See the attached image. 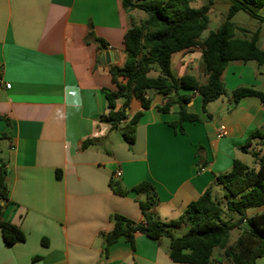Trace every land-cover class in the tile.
<instances>
[{
    "label": "crops",
    "instance_id": "crops-1",
    "mask_svg": "<svg viewBox=\"0 0 264 264\" xmlns=\"http://www.w3.org/2000/svg\"><path fill=\"white\" fill-rule=\"evenodd\" d=\"M133 12L122 0H0V158L9 189L8 202L0 201V221L26 237L8 245L0 227V264H179L169 257V238L159 243L141 233L133 244L121 237L105 257L111 216L144 221L138 200L145 196L117 195L111 181L125 190L152 183L159 203L150 213L168 223L208 188L218 197L224 189L217 177L229 173L234 160L256 166L251 153L264 146V138L243 148L253 133L264 134V104L256 97L235 103L232 92L241 87L264 92V65L230 62L222 75L227 95L205 110L201 95L189 93L188 112L201 121L185 122L183 133L171 126L179 120L180 105L161 112L158 107L169 97L158 92L146 95L147 110L140 101L131 102L129 119L143 112L132 147L103 119L109 112L105 91L115 89L110 68L125 62L124 37ZM257 21L263 49L264 23ZM204 33L200 41L209 34ZM252 33L237 29L235 35L249 39ZM172 71L205 84L202 48L175 53ZM66 85L78 88L79 96L66 95ZM122 104L118 100V108ZM87 140L94 144L83 149ZM262 212L264 206L249 215ZM221 250L220 258L213 255L214 264H230Z\"/></svg>",
    "mask_w": 264,
    "mask_h": 264
},
{
    "label": "trees",
    "instance_id": "trees-1",
    "mask_svg": "<svg viewBox=\"0 0 264 264\" xmlns=\"http://www.w3.org/2000/svg\"><path fill=\"white\" fill-rule=\"evenodd\" d=\"M195 1L122 0L127 12H143L145 17L139 21L132 19V27L124 37L125 62L123 66L110 68L115 89L105 91L109 112L103 119L112 124L113 130L123 131L122 137L130 147L136 142V128L143 115L140 111L129 119L128 110L134 99L140 101L142 110H147L151 106L147 94L158 92L168 96L167 103L158 109L167 113L173 104H179V120L171 126L183 133L185 122L201 121L200 116L188 112L191 94L201 95L205 110L207 104L227 95L222 75L230 62L264 65V48L258 47L260 29H256L249 39L238 38L235 35L237 29L244 34L249 31L238 28L232 22L237 13L244 11L264 23V16L260 14L264 0H229L226 19L203 41L200 39L209 28V12L215 0L193 8L191 4ZM197 46L203 50L208 76L205 84H200L192 75L177 78L172 71L173 55ZM153 72L158 75L153 76ZM245 97H256L264 104V92L244 87L232 92L235 103ZM118 100L123 101L121 108L117 106ZM5 138L6 135H3L1 139ZM255 138L262 139L264 134L261 131L253 133L243 149L246 150ZM93 144V140H87L82 148L87 149ZM251 154L255 167L234 160L232 170L217 177L216 185L222 186L225 191V205L223 199L214 196L213 188H208L197 201L188 205L179 219L168 223L157 220L150 213L159 203L152 183L144 181L131 190H125L119 182L111 181L110 186L117 195L126 196L132 191L145 196V200H138L144 221L138 223L120 214L111 216L113 228L104 237L105 257L121 237L133 244L135 234L141 233L159 243L169 238V257L175 263L214 264V250L219 248L224 250L230 264H257V260L264 257V212L249 215V210L264 206V146L261 152ZM8 200L7 165L0 158V201L6 203ZM183 225L188 228L187 233L175 237L173 230ZM0 227L8 245L26 240L17 226L0 221ZM232 230H238L239 236L235 244L230 245Z\"/></svg>",
    "mask_w": 264,
    "mask_h": 264
},
{
    "label": "rangeland",
    "instance_id": "rangeland-1",
    "mask_svg": "<svg viewBox=\"0 0 264 264\" xmlns=\"http://www.w3.org/2000/svg\"><path fill=\"white\" fill-rule=\"evenodd\" d=\"M208 2V0H196L195 2H193L191 4V6L193 8H200L202 5L206 4ZM229 7H230V1L229 0H215L214 4L212 6V9L210 11V19H211V23H210V27L209 30H214L216 29L225 19L226 16L228 14L229 11ZM260 14L264 16V8L260 11ZM132 15L134 16V18L136 19V21L139 18H144L145 14L143 12H133ZM234 22L243 27L246 28V30L248 31H255L258 25V21L257 19L251 17L249 14H247L244 11H240L235 17H234ZM219 23V24H218ZM209 32L207 31L206 33H204L205 35H207ZM262 43H264V37L263 40L261 41ZM263 46V45H262ZM122 130H118V134L122 135ZM263 150V147L258 149L256 152H261ZM0 155H1V147H0ZM222 187V186H220ZM224 192L223 190H221V193L218 195L219 198L224 200ZM224 205H225V200L223 201ZM188 231V228L183 225L177 229L173 230V235L175 237H182L184 234H186ZM239 236V231L238 230H232L231 232V237H230V241L231 243H234L237 238ZM169 240V239H168ZM222 254V250L219 248H216L214 250V257L215 258H220ZM257 264H264V257L259 258L256 262Z\"/></svg>",
    "mask_w": 264,
    "mask_h": 264
},
{
    "label": "clouds",
    "instance_id": "clouds-1",
    "mask_svg": "<svg viewBox=\"0 0 264 264\" xmlns=\"http://www.w3.org/2000/svg\"><path fill=\"white\" fill-rule=\"evenodd\" d=\"M65 93H66V95H69V96L78 97L79 96V89L75 88L73 86H70V85H66L65 86ZM79 106H80V103L78 102L76 107L79 108Z\"/></svg>",
    "mask_w": 264,
    "mask_h": 264
},
{
    "label": "built area",
    "instance_id": "built-area-1",
    "mask_svg": "<svg viewBox=\"0 0 264 264\" xmlns=\"http://www.w3.org/2000/svg\"><path fill=\"white\" fill-rule=\"evenodd\" d=\"M7 87L9 88L10 85L8 84ZM224 131H225L224 128H221V129H220V131H219V136H220V137L224 135V133H225ZM121 176H122V171H121V170H118V171L116 172V177H117V178H120Z\"/></svg>",
    "mask_w": 264,
    "mask_h": 264
}]
</instances>
